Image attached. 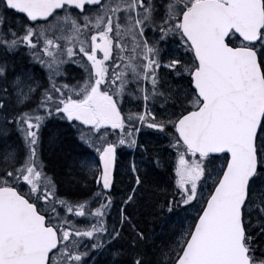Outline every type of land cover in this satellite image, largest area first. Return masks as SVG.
<instances>
[{
  "label": "snow or ice",
  "instance_id": "6c2138e0",
  "mask_svg": "<svg viewBox=\"0 0 264 264\" xmlns=\"http://www.w3.org/2000/svg\"><path fill=\"white\" fill-rule=\"evenodd\" d=\"M0 264H264V0H0Z\"/></svg>",
  "mask_w": 264,
  "mask_h": 264
}]
</instances>
